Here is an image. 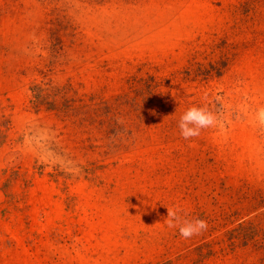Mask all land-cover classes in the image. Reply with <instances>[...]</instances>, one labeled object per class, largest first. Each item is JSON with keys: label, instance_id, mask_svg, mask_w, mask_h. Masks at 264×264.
<instances>
[{"label": "rangeland", "instance_id": "rangeland-1", "mask_svg": "<svg viewBox=\"0 0 264 264\" xmlns=\"http://www.w3.org/2000/svg\"><path fill=\"white\" fill-rule=\"evenodd\" d=\"M262 112L264 0H0V264H264Z\"/></svg>", "mask_w": 264, "mask_h": 264}, {"label": "clouds", "instance_id": "clouds-1", "mask_svg": "<svg viewBox=\"0 0 264 264\" xmlns=\"http://www.w3.org/2000/svg\"><path fill=\"white\" fill-rule=\"evenodd\" d=\"M264 119V112L261 113ZM215 124V119L211 113L204 108H197L195 106L189 108L180 118L178 127L181 136L188 140L198 137L202 129L211 127ZM167 218L164 220L169 229L179 230V235L184 239H189L194 235H199L208 227L207 222L202 219L187 220L181 215L179 206L166 207Z\"/></svg>", "mask_w": 264, "mask_h": 264}, {"label": "trees", "instance_id": "trees-1", "mask_svg": "<svg viewBox=\"0 0 264 264\" xmlns=\"http://www.w3.org/2000/svg\"><path fill=\"white\" fill-rule=\"evenodd\" d=\"M101 1H105V0H101ZM39 92V91H38ZM41 92H39V94H40ZM38 96L39 95H37V98H38ZM43 105H45V103H44V101L43 102H40L39 104H38V106L41 108ZM54 109H51L50 111H53Z\"/></svg>", "mask_w": 264, "mask_h": 264}]
</instances>
